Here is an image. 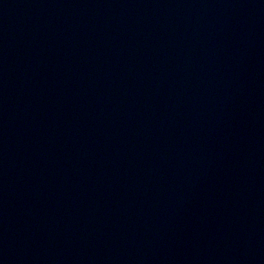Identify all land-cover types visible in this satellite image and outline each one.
Instances as JSON below:
<instances>
[{"label": "water", "instance_id": "95a60500", "mask_svg": "<svg viewBox=\"0 0 264 264\" xmlns=\"http://www.w3.org/2000/svg\"><path fill=\"white\" fill-rule=\"evenodd\" d=\"M0 264H264V0H0Z\"/></svg>", "mask_w": 264, "mask_h": 264}]
</instances>
